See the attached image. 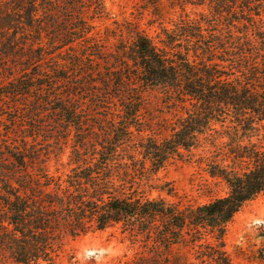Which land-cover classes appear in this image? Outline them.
<instances>
[{
  "label": "trees",
  "instance_id": "trees-1",
  "mask_svg": "<svg viewBox=\"0 0 264 264\" xmlns=\"http://www.w3.org/2000/svg\"><path fill=\"white\" fill-rule=\"evenodd\" d=\"M184 2L201 12L156 38L134 24L110 48L104 0H0V264H56L111 228L135 248L118 264H234L228 226L264 193V0ZM153 92L174 112L168 136L146 117ZM209 144L227 196L150 197Z\"/></svg>",
  "mask_w": 264,
  "mask_h": 264
},
{
  "label": "rangeland",
  "instance_id": "rangeland-1",
  "mask_svg": "<svg viewBox=\"0 0 264 264\" xmlns=\"http://www.w3.org/2000/svg\"><path fill=\"white\" fill-rule=\"evenodd\" d=\"M108 12L107 18L96 22L99 37L110 36L108 46H115L120 40L130 41L129 30L132 25L152 38L160 32V25L173 28L181 17L195 18L201 9L185 6L184 0H104ZM184 9V11H183ZM148 109L146 117L153 124L154 132L161 136L170 134L169 123H174V112L164 103L160 93L146 95ZM4 116L0 117V121ZM168 120V121H167ZM168 122V123H166ZM264 147V135L252 139ZM212 146L206 145L186 156L181 161L170 164L159 173V178L174 190L167 193L153 191L152 198L163 197L168 201L182 205H204L214 199L229 194L228 185L211 175V164L217 162ZM70 150L62 156V162L68 163ZM221 159H225L222 157ZM230 165L228 159L225 163ZM226 249L234 264H264V193L245 205L228 226L225 237ZM178 254L193 261V252L178 248ZM135 255V248L127 235L119 228L96 232L76 240H69L66 253L56 264H118ZM46 264V263H41Z\"/></svg>",
  "mask_w": 264,
  "mask_h": 264
}]
</instances>
